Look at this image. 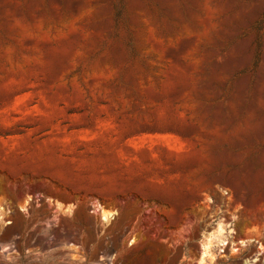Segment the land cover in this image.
<instances>
[{
	"label": "rangeland",
	"instance_id": "1",
	"mask_svg": "<svg viewBox=\"0 0 264 264\" xmlns=\"http://www.w3.org/2000/svg\"><path fill=\"white\" fill-rule=\"evenodd\" d=\"M0 264H264V0H0Z\"/></svg>",
	"mask_w": 264,
	"mask_h": 264
}]
</instances>
